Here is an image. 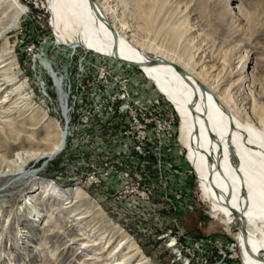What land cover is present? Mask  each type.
I'll return each mask as SVG.
<instances>
[{
  "label": "rangeland",
  "instance_id": "rangeland-1",
  "mask_svg": "<svg viewBox=\"0 0 264 264\" xmlns=\"http://www.w3.org/2000/svg\"><path fill=\"white\" fill-rule=\"evenodd\" d=\"M16 1L24 8L17 23L20 7L0 0V49L11 77L0 92V101L10 93L0 103V153L9 160L16 146L42 149L48 140H59L67 120L70 149L29 161V178L0 192V264H111L109 254L120 239L113 233L117 230L138 244L150 264H192L185 243L194 239L238 240L237 219L229 222L202 194L175 105L140 68L130 69L132 85L146 101L158 98L162 114L174 119L169 132L153 140L151 150L162 159H151L143 169L141 159H117L119 148L108 147L104 154L107 149L97 137L82 147L87 132L79 117L93 100L87 94L89 82H81L83 73L74 66L84 56L115 67L119 61L60 42L47 0ZM105 1L127 40L188 65L242 125L264 130V0ZM66 70L72 73L65 79L72 86L69 98L68 86L61 93L52 78L53 72ZM18 85L23 88L16 92ZM41 115L53 124L52 135L43 129ZM102 155L112 158L115 171L90 182L87 167H101ZM2 160L0 170L6 167ZM138 167L155 175L151 182H144ZM135 182L139 190L149 187L148 196L127 193ZM46 184L58 196L45 194ZM76 186L87 193L88 205L65 203L71 201L67 189ZM259 256L264 257L262 249Z\"/></svg>",
  "mask_w": 264,
  "mask_h": 264
},
{
  "label": "bare ground",
  "instance_id": "bare-ground-1",
  "mask_svg": "<svg viewBox=\"0 0 264 264\" xmlns=\"http://www.w3.org/2000/svg\"><path fill=\"white\" fill-rule=\"evenodd\" d=\"M47 1L60 42L73 47L83 46L102 56L115 57L114 60L119 62L125 60L140 64L142 72L175 105L181 119L182 137L188 148V159L198 175L202 194L214 205L217 213L223 212L228 217L229 222L237 219L235 214L241 215L244 226L238 241L242 253L248 263L262 264L259 253L261 249L264 251V130L242 125L244 123H240L228 103L188 65L156 50L144 51L139 44L127 40L116 26L105 0ZM12 2L20 7L14 20L17 23V17L24 8L16 0ZM4 52L0 49V92L2 86L11 80L8 69H5L8 64L4 63L7 60ZM156 58L180 66L184 74L171 65L147 64ZM22 88L23 85H18L13 90L17 92ZM9 95H4L0 103H5ZM40 117L47 134L55 133L47 116ZM65 142V131L62 130L58 141L48 140L42 149L25 150L23 145H19L9 160H6V154L0 153V159L6 164L0 170V178L3 179L0 192L25 182L30 176L26 172V164L31 160L54 157L63 150ZM43 188L45 194L48 191L47 195L58 193L53 186L46 184ZM66 193L71 198L66 204L88 205V195L81 187L69 188ZM95 208L90 209L98 214ZM37 213L40 215L38 210ZM113 233L120 239L109 254L111 264H150L149 258L128 234L120 230ZM107 244L110 245V241ZM133 259L137 261L130 262Z\"/></svg>",
  "mask_w": 264,
  "mask_h": 264
},
{
  "label": "built area",
  "instance_id": "built-area-1",
  "mask_svg": "<svg viewBox=\"0 0 264 264\" xmlns=\"http://www.w3.org/2000/svg\"><path fill=\"white\" fill-rule=\"evenodd\" d=\"M75 48L74 46V51ZM88 51L102 56L92 50ZM74 67L83 73L79 76L81 82L85 79L89 82L87 94H90L93 100V103L88 106V110L86 109L87 111L79 117L84 120L82 127L87 132L82 147H88L96 140L93 138L97 137L102 143L103 151L107 149L104 154L108 152V147L119 148L120 152L123 149L127 154L119 156L121 153L117 152V159H141L140 164L143 169H146V165L151 159H162V155L155 154L151 150L153 140H161L171 129L174 119L169 117V114L166 116L162 114L158 98L146 101L140 96L130 79L132 66L119 62V65L115 67V65H107L105 62L92 61L84 56ZM58 74L59 72L52 74L54 84L61 93H64V85L66 88L68 86V94H64L66 98H69L72 86L71 83L67 84L68 81L65 83V79L69 80L72 73L66 70L65 73ZM69 122L70 120L66 121L65 139H67L68 130L71 129ZM89 132L91 133L89 134ZM69 144L71 146V143ZM65 147L66 150L70 149L69 145L66 146V142L63 150ZM102 157L101 159L105 160L101 167L93 165L87 167L89 169L87 177L90 182L104 180L115 171L116 166L110 161L112 158ZM141 167H138L141 171L140 177L144 178V182L147 180L151 182L155 175L143 171ZM160 177L162 176L160 175ZM126 189L127 193L141 192L147 196L149 192V187L139 190L136 182ZM185 245L192 264L194 261L198 264H238L239 262L249 264L242 253L238 240L225 243L219 239L205 237L186 242ZM259 259H264V257ZM262 264L264 263L262 262Z\"/></svg>",
  "mask_w": 264,
  "mask_h": 264
},
{
  "label": "water",
  "instance_id": "water-1",
  "mask_svg": "<svg viewBox=\"0 0 264 264\" xmlns=\"http://www.w3.org/2000/svg\"><path fill=\"white\" fill-rule=\"evenodd\" d=\"M111 30H112V28H111ZM114 50H116V47H114ZM114 59H116V58L114 57ZM119 60H120V59H119ZM120 61H121L122 63L126 64V65H130V66H135V67H137V68H141V67H140V64H138V63H132V62H128V61H125V60H120ZM157 63H162V64H166V65H171L172 67H174V69H175L177 72L184 74L183 71H182V68H180V66H178V65H176V64H173V63H171V62H169V61H167V60H164V59H158V58H156V59H152V60L148 61L147 64H157ZM235 215H236V217H237V219H238V224H239V226H240V231H243L244 221H243V219H242V217H241L240 214H235ZM261 261L264 263V259H262Z\"/></svg>",
  "mask_w": 264,
  "mask_h": 264
}]
</instances>
